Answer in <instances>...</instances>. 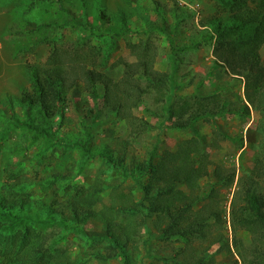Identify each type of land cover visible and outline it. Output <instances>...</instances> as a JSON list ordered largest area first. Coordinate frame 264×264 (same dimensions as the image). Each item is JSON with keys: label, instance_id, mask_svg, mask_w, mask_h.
<instances>
[{"label": "rangeland", "instance_id": "374dc122", "mask_svg": "<svg viewBox=\"0 0 264 264\" xmlns=\"http://www.w3.org/2000/svg\"><path fill=\"white\" fill-rule=\"evenodd\" d=\"M261 2L253 0L246 7L253 11ZM99 10L104 17L97 23ZM122 17L127 31L116 36ZM225 18L227 10L219 0H0V114L3 116L0 131L12 125V116L21 115L16 99L31 89L29 70L43 66L53 48L78 58L86 68L118 80L124 63L136 60L138 44L146 43L155 54L151 73L156 77L171 72L170 57L177 53L174 76L179 85L174 96L209 95L224 89L221 96L229 111L213 119L196 121L193 133L191 129L170 127L168 120L163 122V117H159L162 103H155L153 94L148 93L132 111L140 121L129 126L110 114L112 97L101 86L96 95H91L79 85L68 93L62 117L57 112L46 119L56 138H64L66 142L77 138L88 147L109 150L127 141L123 142L127 164L130 156L142 161L149 152L167 156L182 140L195 134L212 161L209 170L216 163L235 168L236 180L253 176L257 169V172L264 169V116L256 109V102L247 103L243 80L232 78L223 66L214 64L213 43L204 39L210 32L208 23L222 22ZM112 41L114 47L108 45ZM191 42L200 46H184ZM259 52L261 59L264 58L263 45ZM216 132L223 137L214 141ZM80 153L81 148L71 142L66 147L59 143L44 145L40 140L29 144L18 131L10 130L6 137L0 138V203L28 217L33 222L29 228L34 230L40 228L37 221L52 222L43 229V234L49 236L47 243L59 238L57 245L49 246L51 250L55 246L61 248L65 258L79 264H125L121 257L103 259L106 226L101 215L90 218L79 231L60 225L62 215L59 218L55 214L54 219L51 216L53 211L61 213L66 199L76 188L93 194L96 204L87 206L95 213L103 205L114 203L112 185L131 193L135 201L143 197L138 183L134 184L130 178L116 181L99 158L81 164ZM57 176L61 178L56 179ZM102 183L109 186L104 189ZM259 183V187H264L263 181ZM233 188L216 190L221 220L218 224L211 221L210 225L213 235L221 241L219 244L196 242L186 255L182 240H159L140 221L135 245L139 258L134 264H191L209 258L213 259L212 264H241L235 250L226 248L231 243L227 221ZM64 214L71 221L70 212ZM129 221L123 223L128 225ZM23 233V226H14L12 231L0 228V264H12L19 257V235ZM237 237L248 240L242 232Z\"/></svg>", "mask_w": 264, "mask_h": 264}, {"label": "trees", "instance_id": "16d2710c", "mask_svg": "<svg viewBox=\"0 0 264 264\" xmlns=\"http://www.w3.org/2000/svg\"><path fill=\"white\" fill-rule=\"evenodd\" d=\"M252 1L219 0L227 10V18L222 22L211 20L208 23L210 32L204 39L213 43L214 64L223 66L226 74L232 78L243 80L247 103L254 105L256 102V109L264 116V58L261 59L259 52L260 46H264V0L251 11L246 4ZM96 16L98 23L104 17L103 11H97ZM126 31L122 17L119 32L117 29L115 34L119 36ZM108 45L114 47V41ZM184 46L194 48L200 44L191 42ZM176 54L174 52L170 57L171 72L156 77L151 73L155 62L153 49L149 44L140 43L136 47V60L124 63L121 77L113 80L101 72L86 68L78 58L71 57L66 51L53 48L43 66L29 70L31 89L16 99L21 115L11 117L12 125L0 131V138L6 137L10 130H16L29 144L40 140L44 145L59 143L66 147L71 142L81 148V164L99 158L116 181L119 178H130L134 184H139L143 197L137 201L131 193L113 188L112 185L114 203L103 205L101 211L95 213L87 206L96 204L93 194H88L86 189L76 188L72 196L66 199L61 213L51 212L53 219L56 218L55 214L59 218L62 215L58 221L60 225L75 231L83 230L90 218L101 215L106 226L103 235L104 260L121 257L125 264H134L139 258L135 245L139 237L140 221L159 240H182L186 255L191 253L188 249L194 248L196 242L219 244L221 241L213 235L210 225L211 221L218 224L221 220L216 190L234 187L227 221L231 243H227L226 248L232 247L235 250L241 264H264V187H259L260 181L264 183V169L259 172L257 169L253 176H241L237 180L235 168L215 163L209 170L212 161L195 134L182 140L176 150L167 156L161 157L149 152L142 161L130 156V162L126 164L123 142L127 141L120 142L115 150H109L108 147L91 148L78 142L77 138L68 139L67 142L64 138L57 139L46 122V119L52 118L57 112L62 117L68 93L79 85L91 95H96L101 86L104 93L112 97L110 114L127 122L129 126L140 121L132 111L146 94L151 93L154 102L163 105L159 114L160 118L163 117V122L168 120L172 128L191 129L195 133L193 126L196 121L213 119L228 112L229 107L221 96L224 89L209 95L174 96L179 85L174 76L178 65ZM0 117H3L2 114ZM142 127L145 128L143 125ZM222 135L217 133L213 140L217 141ZM58 178L61 177L57 176L56 179ZM102 184L104 189L109 186ZM60 206L61 203L59 208ZM7 208L0 203V228L7 231H12L14 226L24 228L23 235H19L21 254L14 262L11 261L12 264H79L65 258L61 248L55 246L50 249V243L57 245L59 242L58 238L47 243L49 236L43 234V229L52 225V222L37 221L40 228L30 229L33 222L28 217ZM66 211L70 212L71 221L64 214ZM127 219L130 221L125 225L123 222ZM239 232L248 236L246 242L237 237ZM212 262L213 259L209 258L208 261L200 259L191 264Z\"/></svg>", "mask_w": 264, "mask_h": 264}]
</instances>
